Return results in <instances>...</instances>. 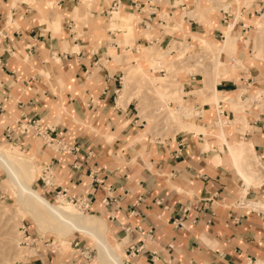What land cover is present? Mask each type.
<instances>
[{
	"label": "crops",
	"instance_id": "0c3cea01",
	"mask_svg": "<svg viewBox=\"0 0 264 264\" xmlns=\"http://www.w3.org/2000/svg\"><path fill=\"white\" fill-rule=\"evenodd\" d=\"M170 63L189 67L172 88L191 120L148 132L122 79L140 65L165 80ZM29 118L51 129L19 133L20 146L6 131ZM1 142L50 166L47 198L60 185L86 198L123 264L264 260V208L251 205L264 204V0H0ZM55 252L31 264H101Z\"/></svg>",
	"mask_w": 264,
	"mask_h": 264
},
{
	"label": "rangeland",
	"instance_id": "374dc122",
	"mask_svg": "<svg viewBox=\"0 0 264 264\" xmlns=\"http://www.w3.org/2000/svg\"><path fill=\"white\" fill-rule=\"evenodd\" d=\"M181 44H183V42H181ZM206 50L208 49L206 48ZM155 52L156 50H154L153 48L147 50V52H142V54L144 55L143 57H141L140 54V58L138 57V60H153L155 58ZM200 53L204 54L203 51H200L198 54ZM158 55L161 54L158 53ZM206 56H197L195 59L197 61V58H201V61L199 60L197 61V63H204ZM146 62L147 68L149 66H152L148 61ZM185 65L186 64L183 63L179 68L177 65L174 66L173 63H170L166 68L158 67V69L165 68V71H159L157 72L158 74L161 75L168 73L163 77H166L165 80L161 79L159 76H153L148 72V70H145L150 76V78H148L143 73V70L141 69L142 66L140 65L132 67L129 70V76L126 77L125 82H123V77V81L120 87H123V85L125 87L126 85L127 87L124 88V92H127V94L131 92L133 93V98L134 100H136L134 106H137L141 116L146 117L149 122L148 132H152L154 129H161L163 131L162 134L164 135L174 134L176 129H178V125L182 128L184 127L186 121L191 120L189 118L183 119L186 117L184 114V112L187 110L186 107H183L181 109V111L183 112L182 114H176L177 119H172L170 116V110H175L176 105H181L182 103V100L178 101L177 103L175 102V100H179V98L181 97L178 98L175 96L177 93V89L172 87L175 85L177 86V81H174L173 78H178L179 76L183 75L184 72H186V68L189 67H186ZM215 69L216 65L213 72L214 77ZM196 70H199L197 66ZM178 84L181 85L179 79ZM206 87L210 88L209 85H207ZM158 89L161 90V95L158 93ZM170 91H172L174 95L169 94ZM168 99L170 100V103ZM168 103L170 104V109ZM0 148L17 149L19 151L26 152V154L33 151L22 148L19 145H15L11 142H1ZM37 158L38 156H36V162L38 163V165L34 160L31 161V171L34 175L33 186L42 193V191L38 187L41 184L40 182H42L40 176L43 175V167L41 166L42 164L40 161H38ZM253 168L259 173V171L254 166ZM49 200L53 204L70 202L72 206L80 213L91 214L86 212V209H84V211L79 202L74 201L76 203L75 204L71 201L60 199V197H57L56 195L50 197ZM24 225L27 226V233L31 234L32 237L36 234H39L41 236H44L46 240L51 242V244L46 246L40 242L41 244L39 243V245L34 243L29 245H24L22 243L21 245L20 240L26 236V234H23L22 231ZM77 241H80V243L76 244ZM87 245H89L90 250L94 254L93 256H95V258L96 256L98 257L99 251L96 241L89 235L84 234L82 231L77 230L69 236H64L61 233L53 231L48 227L42 228L26 212L22 203L18 200L17 189L14 186L12 178L2 167H0V264H31V262L36 263L37 260H34L33 258L37 256L40 249L46 250V248L48 247L54 248L56 250V252L54 253L55 255H60V257L66 259H75L83 249H86L84 247ZM124 259L125 257L123 256V260Z\"/></svg>",
	"mask_w": 264,
	"mask_h": 264
},
{
	"label": "bare ground",
	"instance_id": "6f19581e",
	"mask_svg": "<svg viewBox=\"0 0 264 264\" xmlns=\"http://www.w3.org/2000/svg\"><path fill=\"white\" fill-rule=\"evenodd\" d=\"M221 62L222 61L217 58L214 82H216L218 77V70L221 66ZM143 73L150 78L146 71L143 70ZM213 87L214 92L217 93L215 85H213ZM157 91L161 95V90L158 89ZM176 114H182L181 105H176L175 110H170L172 119H177ZM228 145L239 171L246 180L251 181L253 175L248 173L242 166V149L238 150L235 146L231 144ZM33 160V156L29 153L26 154V152L17 149L0 148V167L12 178L14 186L17 189L18 200L22 203L26 212L42 228L48 227L64 236H69L77 230L89 235L97 243L101 264H123V255H120L118 249L108 241L107 226L102 219L91 214L80 213L70 202L53 204L44 194L33 186L34 175L31 171V161ZM60 199L75 203L66 196H61ZM80 205L82 206V204ZM251 205H255V207L261 205L260 208H264V204L260 203H252ZM84 209L83 207V210ZM20 242L22 245V240H20ZM256 264H264V260L257 261Z\"/></svg>",
	"mask_w": 264,
	"mask_h": 264
},
{
	"label": "built area",
	"instance_id": "2783aa9c",
	"mask_svg": "<svg viewBox=\"0 0 264 264\" xmlns=\"http://www.w3.org/2000/svg\"><path fill=\"white\" fill-rule=\"evenodd\" d=\"M232 61L235 60V57H232L231 58ZM30 128H35L36 132L40 133V134H44V133H47V130L48 129H51L49 128L48 126H45L42 124V122L38 119V118H29L27 120V122H24V123H21L18 128H10V129H7L6 131V134L7 136L12 140L14 141V143H17V141L20 142V138H19V133H23L25 132L27 129H30ZM46 138V141L48 143H53V144H56V146H58V148H61V149H64V150H68V147L66 144H63L60 140L56 139L55 140L52 138V137H45ZM22 142H20V146H21ZM52 170L50 168V166L46 165L44 166L43 168V175H41V178L43 180V182L48 185V186H52L54 185V181L52 179ZM68 192H69V189L67 186H62L60 185L57 189H55V195L57 197H61V196H66L67 198H70L71 200L75 201V202H79L80 204H82V206L84 207H88L89 206V203L85 202L86 198H81V197H78V198H74V197H70L68 196ZM23 234H26V236L24 238H22V243L24 245H29V244H38V243H42L43 245H50L51 242L46 240V238L44 236H41L39 234H36L32 237L31 234H28L27 233V226L24 225L23 226ZM31 238V239H29ZM80 243L79 241L76 242V244ZM88 249V247L86 248ZM131 249H134V246H131ZM140 248H137L136 251H139ZM85 249L81 251V255H85L87 258H90L91 257V250L88 249L85 253ZM132 251V250H131ZM85 253V254H84Z\"/></svg>",
	"mask_w": 264,
	"mask_h": 264
}]
</instances>
